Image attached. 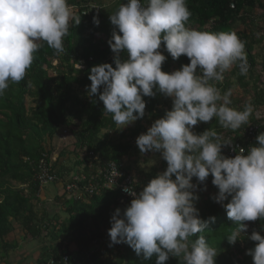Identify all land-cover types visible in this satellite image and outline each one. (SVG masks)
I'll return each instance as SVG.
<instances>
[{"label":"clouds","instance_id":"clouds-1","mask_svg":"<svg viewBox=\"0 0 264 264\" xmlns=\"http://www.w3.org/2000/svg\"><path fill=\"white\" fill-rule=\"evenodd\" d=\"M191 15L187 0L121 3L109 17L115 26L108 41L113 63L91 67V84L86 86L89 97L99 94L104 113L119 130L144 117V97L159 92L172 99L171 110L136 138L142 154L159 152L167 168L138 194L131 187L122 189L133 198L123 211L115 209L108 229L109 247L127 244L144 260L155 255L156 264L170 257L180 264H215L217 249L203 235L192 239L215 222V217L200 218L193 178L204 184L212 176L218 189L212 199L225 208L233 226L229 245L245 238L246 222L264 219V132L247 153L240 148L229 157L222 149L232 145L231 138L212 127L199 134L193 131L213 118L232 131L249 124L253 105L246 103L243 110L231 107L232 90L222 93L216 86L234 65L247 75L245 42L234 31L194 29L189 26ZM80 22L69 0H0V97L11 83L25 78L42 43L57 55L64 53L70 25ZM94 23L99 25L98 18ZM162 43L173 60L183 55L190 62L171 73L162 71L167 59ZM122 51L127 59L121 60ZM119 175L117 169L112 172V183ZM247 238L256 243L246 254L253 264H264V235L252 230Z\"/></svg>","mask_w":264,"mask_h":264},{"label":"trees","instance_id":"trees-1","mask_svg":"<svg viewBox=\"0 0 264 264\" xmlns=\"http://www.w3.org/2000/svg\"><path fill=\"white\" fill-rule=\"evenodd\" d=\"M115 1L108 8L107 5L101 6V0H69L80 15L81 22L76 26L70 25V34L64 39L65 52L57 55L46 43H42L25 78L19 83H11L5 95L0 97V264H26L29 258L36 264H156L155 255L144 260L127 244L109 247L110 218L115 209L123 211L132 198H123L121 188L116 185L107 186L106 170L115 164L121 170L123 179L132 176L137 194L142 191L145 186L129 172L123 159L136 149L135 138L146 132L143 122L152 124L172 108V99L159 92L154 97H144V117L137 120L135 128L119 130L111 115L104 113L99 94L87 95L91 67L113 63L115 54L108 41L115 26L109 17L127 0ZM90 4L99 7L98 14L92 11L82 14V10H89ZM187 5L192 13L190 27L209 32L234 31L245 42L251 78L258 62L255 45L262 44L263 74L259 73L260 80L255 79L254 111L249 124L232 131L222 128L213 118L197 129L199 134L212 127L223 138L242 144L247 153L251 146L257 144V135L264 132V114L259 112V109H264V0H187ZM257 11L261 12L255 14ZM94 17L99 20L98 26ZM161 51L167 57L162 65L164 72L171 73L172 65L180 69L181 65L190 62L183 55L173 60L163 43ZM127 55L122 51L121 60L127 59ZM56 60L58 63H54ZM230 74L237 77L242 87L248 85L238 66L234 65ZM224 77L223 82L216 83L222 93L231 87L228 74L225 73ZM28 99L31 104H28ZM231 99V107L243 110L244 104L239 98L232 95ZM250 127L254 129L248 134ZM63 128L75 138L74 151L79 160L72 168L67 166L68 161L61 160L65 149L55 157L54 149L46 147V143ZM115 133H118V139L114 137ZM224 149L223 154L229 156ZM43 161L55 176L53 182L44 183L40 178ZM156 175L154 168L149 179ZM212 179L209 175L204 184H199L193 178V183L198 184L196 207L200 218L207 220L215 217V222H210L202 233H196L192 239L194 241L203 235L217 249L215 264H253L252 256L246 252L254 248L256 242L249 240L247 235L252 230L264 235V219L246 222L249 227L245 238L241 237L243 240L229 245L227 235L232 230V222L225 208L212 199L215 195L213 190L218 191L211 183ZM61 181L64 186L61 197L57 194L54 199H40L45 186H56ZM13 183L20 186L15 187ZM72 183H76L77 188L66 190L65 187ZM205 185L206 190H202ZM89 186L96 189L91 192ZM56 200H62L60 213H50L44 208L40 215V207L53 204ZM17 225L23 233L22 237L18 235L19 238L15 234ZM33 240L40 245L33 256L21 255L19 250ZM13 252L20 253L15 263L9 261ZM165 264H180V261L170 257Z\"/></svg>","mask_w":264,"mask_h":264},{"label":"rangeland","instance_id":"rangeland-1","mask_svg":"<svg viewBox=\"0 0 264 264\" xmlns=\"http://www.w3.org/2000/svg\"><path fill=\"white\" fill-rule=\"evenodd\" d=\"M101 6L107 5V7L109 8L113 6V4L116 2L115 0H101ZM100 4V3H99ZM261 11H257L255 12V14L260 13ZM262 44L258 43L257 45H255V50L254 53L256 54L257 57V66L255 68V72L253 73L252 78L249 76V72H247L246 75V82L248 83V85L246 87H242L240 85V83L238 82L237 77L235 76H231L230 71H227L225 73L228 74V78L230 77V84L231 87L229 89L232 90L233 96L237 97L240 99L241 104L245 105L246 103H251L252 104V100L254 97V83H255V79H258V75L260 73L263 74L262 71V67H261V62L263 60V51L261 49ZM54 63H58V60L54 61ZM234 67V66H233ZM233 69V68H232ZM178 70V68L176 67V65H172L171 67V72ZM259 76V79L260 80ZM257 80V84L259 83ZM28 104H31V100L28 99ZM259 112L261 114H264V109H259ZM258 113V112H257ZM260 113H258V115H260ZM203 122L199 123L197 126L194 127L193 131L197 133V129L199 128V126L202 124ZM138 121H135L134 123L128 125L127 127H125L123 130L125 129H133L137 126ZM143 124H145V128L146 131L148 130L149 127H151V123H145V121L143 122ZM146 133V132H145ZM114 137L116 139L119 138L118 133L113 134ZM137 138V137H136ZM136 138L134 140V144L136 146V149L132 150L128 156H126L123 159L124 165L125 167H127L129 169V172L131 174H133V176L135 177V179H137L139 184H143L144 186H146L149 182V174L152 173L153 169L155 168L157 170V174L162 173L164 170H166L167 168V163L166 161H164L162 159V156L159 152H148V153H141L139 148L136 145ZM48 141V140H47ZM46 147L47 148H52L54 149L53 153L54 155H58L62 150H66V153H64V155L62 156L63 161H68L67 166L68 167H73V165L75 164V162L77 160H79V156H77V154L75 153L76 151V147H75V138L67 131H65V129L63 128L61 132H59V134L55 135L53 140H49L46 143ZM82 156H84V154H82ZM65 182V180H63ZM57 183V185H47L42 189L41 195H40V199L42 201H46L47 199H54L56 198V195L58 194L60 197L62 196V193L64 192V186L62 184V182ZM15 185V187H19L20 185L18 183H13ZM214 194H217V190H213ZM212 193V192H211ZM56 202V203H55ZM53 204L48 203L45 204V206L43 205L42 207H40L39 213L40 215L43 212V209H47L48 211H50V213H60L61 212V204H62V200H56ZM38 204V203H37ZM22 230H20V226L17 225L16 226V230H15V234L18 237H22L23 233H21ZM18 237V238H19ZM34 246V247H33ZM39 247V243L38 241H31V244L24 246L19 250L21 252V255L23 254L25 257H32L33 253L35 252V250L37 249L36 247ZM32 248V250H30L29 248ZM39 251V249H38ZM26 252L28 254H26ZM32 255V256H31ZM20 257V253L18 252H13L12 256L9 257V261H12V263H15L17 260V258ZM32 260V261H31ZM7 264V263H4ZM26 264H36L35 261L33 259H28Z\"/></svg>","mask_w":264,"mask_h":264},{"label":"built area","instance_id":"built-area-1","mask_svg":"<svg viewBox=\"0 0 264 264\" xmlns=\"http://www.w3.org/2000/svg\"><path fill=\"white\" fill-rule=\"evenodd\" d=\"M88 7H89V10H82V14H86L87 12H91V11L94 14H98L99 13V10L100 9H99L98 6L93 5V4H90ZM232 7H233V5H232ZM253 129L254 128L250 127L249 130H247L248 131L247 133L248 134H251L252 131H253ZM242 146H243L242 144H240V143H237L236 144V142L233 143V141H232V145L231 146L224 147L225 148L224 149L225 150L224 152H226L227 154H229V156L234 157V155H236L238 153L239 149L240 148H243ZM55 157H56V155H55ZM55 157L53 159H55ZM110 166H111V168L109 170H106V173H105V176H107V181H108L107 182V186L108 187H111L112 185H116V186H118V187L121 188V193H122V197L123 198H125V199H127V198H133L129 194H127V193H125V192L122 191V189L124 187H126V186L127 187H131V188H133L134 191H136L135 188H134L132 176L129 175V176H126L123 179L124 176H123L121 170L115 164H111ZM115 169H117V171L120 173V175L118 177L114 178V183H112V180H113L112 172ZM40 178L42 179V181L44 183L53 182L55 180V176L50 173L49 167L46 165L45 161H43V167H42V172L40 174ZM76 188H77L76 183L68 184L65 187V189L66 190H69V191H71L73 189H76ZM88 189L91 192H93L96 189V187L95 186H89ZM121 201H123V199ZM64 264H68V262H66Z\"/></svg>","mask_w":264,"mask_h":264}]
</instances>
